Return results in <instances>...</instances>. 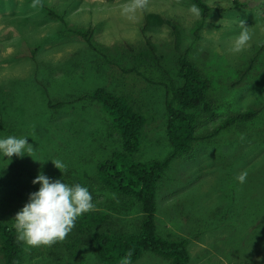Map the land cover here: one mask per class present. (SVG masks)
I'll use <instances>...</instances> for the list:
<instances>
[{
  "label": "rangeland",
  "instance_id": "rangeland-1",
  "mask_svg": "<svg viewBox=\"0 0 264 264\" xmlns=\"http://www.w3.org/2000/svg\"><path fill=\"white\" fill-rule=\"evenodd\" d=\"M127 2L41 0L34 9L31 0H0V136H26L39 160L0 158V222L14 228L42 172L87 187L91 211L107 217L102 230L134 232L138 207L123 209L94 181L96 165L120 143L108 114L84 97L104 88L123 98L145 118L135 159H166L172 149L162 85L177 82L176 62L187 53L210 83L213 111L199 120L189 153L175 158L158 183L156 232L186 240L188 264H264V46L257 47L264 40V0H205V21L188 11L189 0H145L131 18L121 15ZM241 22L252 39L232 53ZM70 30L90 31L94 49ZM246 111L256 115L218 130ZM51 160L63 163L62 173ZM77 220L62 241L22 243L21 264H100ZM133 264L169 263L144 253Z\"/></svg>",
  "mask_w": 264,
  "mask_h": 264
},
{
  "label": "trees",
  "instance_id": "trees-1",
  "mask_svg": "<svg viewBox=\"0 0 264 264\" xmlns=\"http://www.w3.org/2000/svg\"><path fill=\"white\" fill-rule=\"evenodd\" d=\"M189 1L198 7L200 19L205 21L210 14L205 0ZM50 15L64 22L61 16L55 13ZM70 32L82 37L94 49L90 31ZM176 78L177 82L168 79V83L161 84L165 91V135L172 149L171 154L163 160L142 163L135 159L145 118L123 98L104 88H96L84 97V100L98 104L108 114L110 128L120 143L119 150L112 151L107 160L96 165L94 181L101 190L115 195L123 209L138 207L141 214L137 229L130 233L102 230L107 217L99 212L89 211L78 218L77 232L88 237L100 264H120V258L129 250L132 252V264L144 253H151L169 264L189 262L186 240L163 238L156 232V192L170 163L192 149L198 140L197 124L202 117L212 114L213 107L208 99L210 83L187 53L176 62ZM49 107L53 108L50 104ZM255 115L252 111L232 115L219 125L218 130L246 123ZM16 235L14 228L0 222V255L4 264H21L22 242L17 241Z\"/></svg>",
  "mask_w": 264,
  "mask_h": 264
},
{
  "label": "clouds",
  "instance_id": "clouds-1",
  "mask_svg": "<svg viewBox=\"0 0 264 264\" xmlns=\"http://www.w3.org/2000/svg\"><path fill=\"white\" fill-rule=\"evenodd\" d=\"M144 3L145 0H128L121 6V15L131 18V14L137 9H142ZM40 6L41 0H31V8ZM188 11L193 15H199V9L195 4L190 5ZM251 39L249 27L241 22L240 31L232 42L231 52H242L249 46ZM261 46H264V40L257 43V47ZM32 153L33 147L27 142L26 136H0V158L6 159L7 164L14 155L17 158L25 155L32 158ZM51 161L62 173L63 163L59 160ZM244 179V174L237 177L241 183ZM32 184H38V189L28 194L27 202L13 218L16 239L27 247L49 246L62 241L73 228L77 218L94 208L92 194L87 187L80 184L68 185L63 180H53L42 172L37 173ZM131 257L132 252L129 250L120 258V264H132Z\"/></svg>",
  "mask_w": 264,
  "mask_h": 264
}]
</instances>
